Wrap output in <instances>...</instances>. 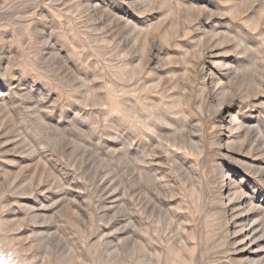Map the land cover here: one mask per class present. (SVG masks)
Here are the masks:
<instances>
[{
    "label": "rangeland",
    "instance_id": "obj_1",
    "mask_svg": "<svg viewBox=\"0 0 264 264\" xmlns=\"http://www.w3.org/2000/svg\"><path fill=\"white\" fill-rule=\"evenodd\" d=\"M0 256L264 264V0H0Z\"/></svg>",
    "mask_w": 264,
    "mask_h": 264
},
{
    "label": "bare ground",
    "instance_id": "obj_2",
    "mask_svg": "<svg viewBox=\"0 0 264 264\" xmlns=\"http://www.w3.org/2000/svg\"><path fill=\"white\" fill-rule=\"evenodd\" d=\"M247 235H248V234H247ZM244 249H245V248H244ZM1 255H2V254H1ZM3 257H4V256H3ZM3 257L1 258V256H0V258H1V259H0V264H4L3 262H5V260L7 259V258H3ZM6 264H7V263H6Z\"/></svg>",
    "mask_w": 264,
    "mask_h": 264
},
{
    "label": "built area",
    "instance_id": "obj_3",
    "mask_svg": "<svg viewBox=\"0 0 264 264\" xmlns=\"http://www.w3.org/2000/svg\"><path fill=\"white\" fill-rule=\"evenodd\" d=\"M12 264H14V263H12Z\"/></svg>",
    "mask_w": 264,
    "mask_h": 264
}]
</instances>
